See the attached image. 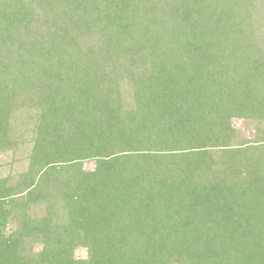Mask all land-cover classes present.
Here are the masks:
<instances>
[{
  "label": "trees",
  "instance_id": "1",
  "mask_svg": "<svg viewBox=\"0 0 264 264\" xmlns=\"http://www.w3.org/2000/svg\"><path fill=\"white\" fill-rule=\"evenodd\" d=\"M0 264H264V0H0Z\"/></svg>",
  "mask_w": 264,
  "mask_h": 264
},
{
  "label": "rangeland",
  "instance_id": "2",
  "mask_svg": "<svg viewBox=\"0 0 264 264\" xmlns=\"http://www.w3.org/2000/svg\"><path fill=\"white\" fill-rule=\"evenodd\" d=\"M233 125H234L235 127H238V128H243V123H242V121H239V120H236V119L233 121ZM248 136H249V137H252V134H248ZM94 166H95V164L92 163V162H88V163L85 164V168H86L87 170H91V169H93ZM5 170L8 171V168H5ZM85 256H86V252H85L84 250H80V251H78L77 254H76V257H77V258H84Z\"/></svg>",
  "mask_w": 264,
  "mask_h": 264
}]
</instances>
